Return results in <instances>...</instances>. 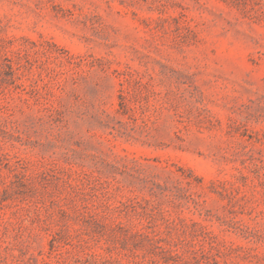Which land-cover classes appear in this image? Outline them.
Returning <instances> with one entry per match:
<instances>
[{"label": "rangeland", "instance_id": "obj_1", "mask_svg": "<svg viewBox=\"0 0 264 264\" xmlns=\"http://www.w3.org/2000/svg\"><path fill=\"white\" fill-rule=\"evenodd\" d=\"M0 264H264V0H0Z\"/></svg>", "mask_w": 264, "mask_h": 264}]
</instances>
